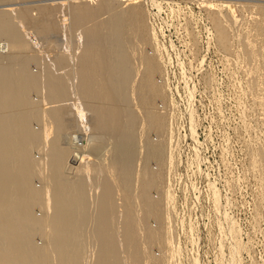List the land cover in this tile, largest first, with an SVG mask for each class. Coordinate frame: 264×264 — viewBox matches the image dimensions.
I'll return each mask as SVG.
<instances>
[{"label": "bare ground", "instance_id": "bare-ground-1", "mask_svg": "<svg viewBox=\"0 0 264 264\" xmlns=\"http://www.w3.org/2000/svg\"><path fill=\"white\" fill-rule=\"evenodd\" d=\"M27 2L37 4L22 6ZM148 2L0 0L8 5L0 9V264H201L183 245L191 227L172 187L181 139ZM200 4L212 42L228 53L235 7ZM255 27L264 39L263 24ZM56 37L68 53L49 41ZM245 49L252 57L250 42ZM192 121L186 106L185 137L194 140ZM212 194L225 247L237 234L228 203ZM224 257V264L237 262Z\"/></svg>", "mask_w": 264, "mask_h": 264}, {"label": "rangeland", "instance_id": "rangeland-1", "mask_svg": "<svg viewBox=\"0 0 264 264\" xmlns=\"http://www.w3.org/2000/svg\"><path fill=\"white\" fill-rule=\"evenodd\" d=\"M139 1L152 4L149 27L156 35L155 42L166 61L168 88L173 92L176 116L173 126L179 141L181 139V145L178 144L181 148L178 153L179 177L172 187L176 188L177 211H185L183 221L191 227L183 240L185 252L189 258L199 259L201 264H224L222 259L224 255L228 259L229 254L237 261L235 264H264V96H261L264 95V39L255 27L258 23L264 26L260 12L264 8V0ZM200 1L215 4L230 2L235 7L230 34L233 35V43L228 53L212 42L211 22L206 7ZM25 4L29 6L37 2L23 3L22 6ZM6 6L0 3V9ZM63 23H67L66 18ZM245 40L254 49L252 57L249 52L246 53ZM29 41L37 54H42L44 48H38L40 45H37L33 34H30ZM49 41H57L61 51L68 50L62 37L50 38ZM147 50L148 55L153 54L149 48ZM30 69L38 72L35 64H31ZM30 96L36 103L40 100L35 93ZM186 106L193 111V137L196 142L193 148V138L185 137ZM63 108L60 117L65 110ZM32 127L38 129L36 122L32 123ZM142 149L143 146H140ZM32 154L33 158L38 157L36 150ZM197 167L201 173L197 172ZM33 182L39 187L37 178ZM213 191L219 196V204L228 203L227 209L224 207L226 217L237 234H231L228 241L226 239L225 244L231 250L220 243V220H217L219 214L214 211ZM195 198L197 202L193 203ZM35 214L40 216L38 207ZM35 240L37 244L41 243L39 238ZM236 243L238 251L234 249Z\"/></svg>", "mask_w": 264, "mask_h": 264}]
</instances>
